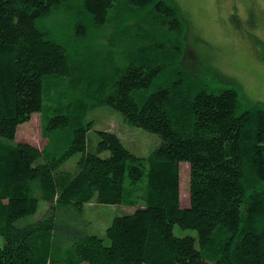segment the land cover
<instances>
[{
	"label": "trees",
	"instance_id": "obj_1",
	"mask_svg": "<svg viewBox=\"0 0 264 264\" xmlns=\"http://www.w3.org/2000/svg\"><path fill=\"white\" fill-rule=\"evenodd\" d=\"M70 1L0 0V264H264V107L243 108L235 88L211 91L184 72L159 83L169 51L153 45V36L146 40L151 55L132 43L121 54L123 65L79 54L85 27L105 25L114 10L120 19L128 10L136 27L155 22L179 37L173 4L80 0L74 38H56L39 21ZM117 27L120 34L125 25ZM56 82L64 92L43 127L46 144L11 142ZM100 105L120 111L159 144L138 156L115 133L98 131L92 147L86 115ZM76 153L75 165L65 168ZM182 162L189 165L185 207ZM126 179L144 182L141 204L112 219L107 242L90 234L51 248V221L35 218L32 184L51 209L79 208L91 200L124 203ZM175 227L195 233L177 234Z\"/></svg>",
	"mask_w": 264,
	"mask_h": 264
},
{
	"label": "rangeland",
	"instance_id": "obj_2",
	"mask_svg": "<svg viewBox=\"0 0 264 264\" xmlns=\"http://www.w3.org/2000/svg\"><path fill=\"white\" fill-rule=\"evenodd\" d=\"M164 1L173 4L181 19L182 33L179 37L174 38L172 32L155 22L143 23V27H136L132 20L127 18L128 10L122 13L121 19L115 18L117 10H114L110 15L111 21L105 25L96 27L89 24V27H85L87 35L78 37L77 40L81 52L79 54L88 56L87 60H90L86 52H92V56L123 65L121 54L129 49V45L137 44L136 48L145 46L148 55H151L153 52L146 42L153 36V45H161L164 50L169 51L162 58V61L166 62V69L159 77V83L168 84L175 80L178 73L184 72L190 76L187 79H194L211 91L235 88L243 108L255 104L264 107V0ZM79 2L80 0H71L66 7L42 19L39 24L49 29L56 38L73 36V25L80 10ZM118 9L123 10L121 4ZM147 12L140 11L139 16H149ZM120 22L125 27L122 33L117 34V25ZM126 24H129L131 29L127 26L126 30ZM137 35L136 39L134 36ZM109 36L114 41H109ZM116 41L119 42L114 46ZM108 66L112 67L111 63ZM59 84L56 82L50 85L48 91L46 90L47 98L43 109L32 113L29 119L18 125L15 138L11 142H27L38 149L43 148L47 142L43 127L47 117L57 112V101L61 100L64 92ZM86 119L89 122L88 138L92 147L99 140L98 131L115 133L121 142L138 156L148 155L160 142L156 135L128 125L121 112L108 105L96 106L89 110ZM105 154L107 152L100 155ZM78 156V153L74 154L64 167L69 169L74 166ZM179 169L180 206L185 207L189 202V165L182 162ZM144 187L142 181L131 184L126 179V201L122 204H102L91 200L79 208L65 205L51 209L50 203L42 199L40 191L32 184L31 191L39 199L35 218L50 219L53 249L62 250L68 243L90 234L102 237L107 242L106 229L112 219L117 215L130 213L140 206ZM174 231L177 234L195 233L192 230L180 231L178 227H175Z\"/></svg>",
	"mask_w": 264,
	"mask_h": 264
}]
</instances>
